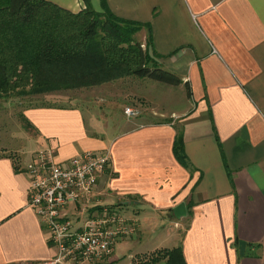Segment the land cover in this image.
<instances>
[{
	"label": "crops",
	"instance_id": "obj_1",
	"mask_svg": "<svg viewBox=\"0 0 264 264\" xmlns=\"http://www.w3.org/2000/svg\"><path fill=\"white\" fill-rule=\"evenodd\" d=\"M48 1L72 12L85 7L83 0ZM89 2L100 10V0ZM106 4L118 18L150 25L160 67L180 78L179 86L187 84L190 104L169 116H148L147 109L154 110L143 93L148 84L136 80L139 94H122L124 101L112 103L122 105L120 126H100L95 114L86 118L75 105L24 109L25 142L0 146V264H38L54 255L26 197L25 168L46 148L55 150L58 162L88 151L109 152L97 201L120 204L138 218L139 228L101 264H139L176 247L186 264H264V0ZM147 36L142 29L137 41L144 45ZM125 106L138 110L139 117H127ZM178 138L184 163L173 152ZM182 203L186 215L175 219L173 210ZM165 215L178 234L156 238L153 249H145L152 243L145 245L144 231L167 220ZM169 241L174 245L162 248Z\"/></svg>",
	"mask_w": 264,
	"mask_h": 264
},
{
	"label": "trees",
	"instance_id": "obj_2",
	"mask_svg": "<svg viewBox=\"0 0 264 264\" xmlns=\"http://www.w3.org/2000/svg\"><path fill=\"white\" fill-rule=\"evenodd\" d=\"M83 2L84 9L72 12L48 0H0V99L85 89L128 77L182 83L160 67L149 24L116 17L106 0H100L99 11L89 0ZM142 29L148 31L144 48L135 39ZM173 152L184 163L180 138ZM162 260L186 264L179 247L154 252L139 264Z\"/></svg>",
	"mask_w": 264,
	"mask_h": 264
},
{
	"label": "built area",
	"instance_id": "obj_3",
	"mask_svg": "<svg viewBox=\"0 0 264 264\" xmlns=\"http://www.w3.org/2000/svg\"><path fill=\"white\" fill-rule=\"evenodd\" d=\"M124 114L129 118L140 115L131 107ZM55 156L54 149H41L25 168L29 176L27 206L54 248L53 257L38 264H101L118 243L137 233L138 218L127 214L120 204L100 205L97 201L99 180L110 167L108 151L84 152L65 162H58Z\"/></svg>",
	"mask_w": 264,
	"mask_h": 264
},
{
	"label": "rangeland",
	"instance_id": "obj_4",
	"mask_svg": "<svg viewBox=\"0 0 264 264\" xmlns=\"http://www.w3.org/2000/svg\"><path fill=\"white\" fill-rule=\"evenodd\" d=\"M138 33L135 34L136 41L139 39ZM142 46L144 48V45ZM136 80L148 84V89L143 90V93L147 95L151 103L150 106L154 108V110H152V108L147 109L148 116L153 115V113L169 116L172 111L179 112L190 104L184 86H171L148 78L141 79L137 77H131L126 81H118L96 88L90 87L85 89L64 90L47 95H17L14 93L7 98L0 99V146L5 145L11 149L15 147L17 144L16 142H25L26 133L23 129L20 115L24 109L32 106L59 105L73 107L75 105L81 109L86 118L89 115L88 112L95 114L96 116H94L98 118L97 122L100 126L102 123L110 125L112 122L120 126L124 120L121 114L122 105L117 104L118 106L115 108L112 103L116 100H123L122 94L128 93L132 96L134 95L133 93L139 94L140 87L135 89ZM110 92H112V94H109ZM106 97L110 99L108 100V104L110 105L109 109H105L106 106L104 101L107 99ZM136 101L134 103L140 104V102H138L140 100ZM127 104L128 103H125L124 105ZM164 217H166L167 220L161 221L162 223H154L144 231L143 242L145 241V245L152 243L147 246H142L146 247L145 249H153L154 245L157 243H154L156 238H161L160 241H162L166 237V234H178V230L171 221L172 218L167 215ZM82 218L85 219V216H82ZM173 243L174 241L164 242L162 248L172 247L174 245ZM142 247L140 249L145 250ZM123 261L129 262L127 258Z\"/></svg>",
	"mask_w": 264,
	"mask_h": 264
},
{
	"label": "water",
	"instance_id": "obj_5",
	"mask_svg": "<svg viewBox=\"0 0 264 264\" xmlns=\"http://www.w3.org/2000/svg\"><path fill=\"white\" fill-rule=\"evenodd\" d=\"M173 215H174L175 219H180V218L184 217L186 215L185 205L182 203V204L178 205L176 208H174Z\"/></svg>",
	"mask_w": 264,
	"mask_h": 264
}]
</instances>
